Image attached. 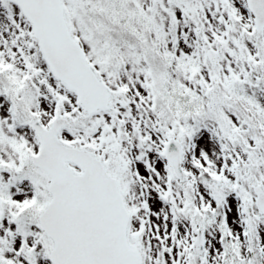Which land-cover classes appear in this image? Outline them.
Returning <instances> with one entry per match:
<instances>
[{"label": "snow or ice", "instance_id": "obj_1", "mask_svg": "<svg viewBox=\"0 0 264 264\" xmlns=\"http://www.w3.org/2000/svg\"><path fill=\"white\" fill-rule=\"evenodd\" d=\"M0 264H264V0H0Z\"/></svg>", "mask_w": 264, "mask_h": 264}]
</instances>
